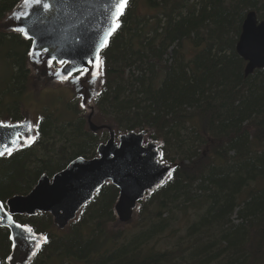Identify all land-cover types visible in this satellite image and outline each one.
Masks as SVG:
<instances>
[{
  "label": "trees",
  "instance_id": "16d2710c",
  "mask_svg": "<svg viewBox=\"0 0 264 264\" xmlns=\"http://www.w3.org/2000/svg\"><path fill=\"white\" fill-rule=\"evenodd\" d=\"M20 2L0 0V23ZM249 10L264 21V0H129L101 53L95 119L117 134L145 131L172 173L122 228L109 184L64 231L48 214L15 217L47 238L29 264H264V68L245 77L235 51ZM29 47L0 28L1 121L22 119ZM54 101L34 142L0 158V202L107 140L76 100ZM10 247L0 228V264Z\"/></svg>",
  "mask_w": 264,
  "mask_h": 264
},
{
  "label": "water",
  "instance_id": "95a60500",
  "mask_svg": "<svg viewBox=\"0 0 264 264\" xmlns=\"http://www.w3.org/2000/svg\"><path fill=\"white\" fill-rule=\"evenodd\" d=\"M105 4L106 0H76L77 15L67 18L58 15L50 20H44L41 17L42 22L33 27L38 19L36 15L27 19L14 18L23 17L30 11H38L31 3L26 4L23 0L21 5L2 22V29L20 34L23 39L31 42L29 51L32 49L33 41L13 31V28L31 29L30 34L33 37L43 38L37 43L48 47L49 52L43 54L40 62H35L28 54L29 66L40 76L47 75L58 83L73 85L81 92L80 107L91 111L87 116L90 131L107 130L109 132L108 141L97 147V157L91 160L78 158L51 179L42 176L28 195L9 199L5 207L3 206L0 210V216H4V219L0 220V228L9 230L12 243L10 264H14L15 261L18 264H28L33 257V250L37 252L44 242L43 236L33 232L34 236L28 239L20 238L21 230L16 227L17 223L13 221V216L48 213L52 216L54 225L62 230L76 218L78 212L93 198L95 192L104 183L109 182L119 190L114 206L117 221L128 224L138 208V203L144 200L146 195L162 186L172 171L171 166L159 162L157 145L144 142L145 132H128L121 135L116 142L115 134L110 127L95 126L91 122L93 108L90 104L95 96L93 90L100 74L95 83H92L90 74L80 75L77 69L87 67L90 71L92 70V65L87 63L92 59V55H85V53L90 50L98 37L103 39L101 33L107 26L104 14ZM104 49L105 47L100 50L99 57ZM235 50L246 62L244 69L246 76L252 74L254 70L264 68V22H258L253 11H249L243 21ZM60 60L70 63L62 65L59 63ZM46 61H50L51 66ZM53 64L58 67L56 72L52 71ZM69 71L71 74H68ZM65 75L67 79L62 82L61 77ZM5 123L20 125V127L0 128V149L13 132L18 131L28 135V124H31L29 118H24L20 123ZM31 135H33L32 132ZM20 142L23 143V140ZM7 216H11V220H8ZM36 244H39L38 248Z\"/></svg>",
  "mask_w": 264,
  "mask_h": 264
},
{
  "label": "snow or ice",
  "instance_id": "6c2138e0",
  "mask_svg": "<svg viewBox=\"0 0 264 264\" xmlns=\"http://www.w3.org/2000/svg\"><path fill=\"white\" fill-rule=\"evenodd\" d=\"M129 0H106V4L104 7V14L106 18V29L101 33L103 39L97 38V41L93 43L92 47L85 55H92V59L88 60L87 63L92 65V70L85 67L82 69H77L80 75L90 74L92 77L91 82L95 83L96 78L100 74L101 71V59L99 57V52L102 48L106 47L108 44L109 37L120 27V16L124 14L126 7L128 6ZM26 4L31 3L35 9H38L36 12H28L23 17H14V18H30L32 15H36L38 17L36 23L33 27L39 25L41 21V17L44 20H50L58 15H63L65 18L72 17L77 15V9L75 7L76 0H25ZM13 31L19 32L23 34V36L27 39L33 41L32 49L29 51V56L35 61L40 62V58L44 53L49 52V48L44 46L43 44H38L37 41L43 39L42 37H33L31 33V29H26L24 27H16L12 29ZM94 53V54H93ZM55 59V57H53ZM49 66H51L50 61H46ZM60 64L68 65L70 62L66 60H60ZM68 74H71L70 71ZM59 75V74H57ZM67 79V75L61 77V81ZM83 106V105H82ZM20 125H10L5 122L0 121V128L3 129H14L18 128ZM33 125L28 124V135L24 133L15 131L13 132L10 138L6 139V142L3 144L2 149H0V157H4L5 155L11 156L13 151L18 150L20 147H24L34 142L35 137L31 135L33 130ZM38 128V124L35 126ZM23 140L21 144L20 141ZM171 175V173H169ZM3 205L0 204V210H2ZM7 214H5L6 216ZM4 219V216H0V220ZM8 220H11V216H7ZM17 228L21 230V237L24 239H28L29 237L34 236L31 228L17 224ZM27 234V235H25ZM15 239V237H13ZM47 238L44 237V241L46 242ZM36 247H39V244H36ZM32 255H36V251L33 250Z\"/></svg>",
  "mask_w": 264,
  "mask_h": 264
},
{
  "label": "rangeland",
  "instance_id": "374dc122",
  "mask_svg": "<svg viewBox=\"0 0 264 264\" xmlns=\"http://www.w3.org/2000/svg\"><path fill=\"white\" fill-rule=\"evenodd\" d=\"M4 32L5 31L3 29ZM29 69L31 71V79L32 84L29 87L28 94H26L24 100H23V117L30 118L32 121H36L40 114L46 108L51 107L53 109H59L56 107V103L54 100L59 101V104L61 102V105L63 104V100H73L74 97H76L77 105L79 109L81 110L82 115L85 117L88 116V114L91 112L90 109H82L80 107V102L82 101L80 94L81 92L78 91L73 85L71 84H61L56 81H54L51 78H48L47 75H39L36 74L35 71L29 66ZM52 71H54L52 69ZM6 72L3 67H1L0 64V87L3 85V82L5 81ZM98 89H95L94 95H97ZM51 102V103H50ZM51 104L49 106V104ZM54 105V106H53ZM93 108L94 117L92 116V122L96 125L101 124V121H97L95 119L96 115V109L94 107L93 102L90 104ZM50 108V109H51ZM117 228H122L121 225H118Z\"/></svg>",
  "mask_w": 264,
  "mask_h": 264
},
{
  "label": "bare ground",
  "instance_id": "6f19581e",
  "mask_svg": "<svg viewBox=\"0 0 264 264\" xmlns=\"http://www.w3.org/2000/svg\"><path fill=\"white\" fill-rule=\"evenodd\" d=\"M245 77H247V76L245 75Z\"/></svg>",
  "mask_w": 264,
  "mask_h": 264
}]
</instances>
